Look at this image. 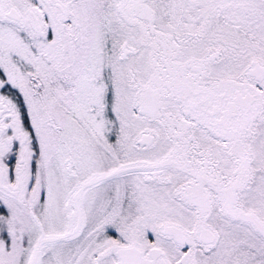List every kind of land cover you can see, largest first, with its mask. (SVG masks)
<instances>
[{"label":"snow or ice","instance_id":"6c2138e0","mask_svg":"<svg viewBox=\"0 0 264 264\" xmlns=\"http://www.w3.org/2000/svg\"><path fill=\"white\" fill-rule=\"evenodd\" d=\"M0 264H264V0H0Z\"/></svg>","mask_w":264,"mask_h":264}]
</instances>
